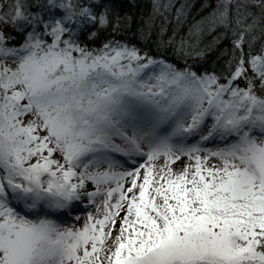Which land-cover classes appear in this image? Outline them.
I'll use <instances>...</instances> for the list:
<instances>
[{"label":"snow or ice","instance_id":"obj_1","mask_svg":"<svg viewBox=\"0 0 264 264\" xmlns=\"http://www.w3.org/2000/svg\"><path fill=\"white\" fill-rule=\"evenodd\" d=\"M193 7L0 0V264H264V0Z\"/></svg>","mask_w":264,"mask_h":264},{"label":"trees","instance_id":"obj_2","mask_svg":"<svg viewBox=\"0 0 264 264\" xmlns=\"http://www.w3.org/2000/svg\"><path fill=\"white\" fill-rule=\"evenodd\" d=\"M190 2L194 5L191 10L192 14L196 15L199 6L202 3V0H190ZM116 3L118 5L120 15L124 16L125 14H127L132 19L131 27L123 31L121 34H117L115 37L116 39L120 40L121 42L126 41L129 44L136 45L141 50L142 54L144 52H147L150 56H153L155 58H163L167 62L175 64L177 67H183V61L172 54L171 48L167 49V51L157 50L155 44L153 43V41H155L156 39L155 34H153L150 40L146 41L143 40L139 35H137V27L141 21V18L146 16L150 11V0H116ZM157 23H159V21H157ZM110 31L111 30L109 29L108 32H102L97 42L93 44L92 47H99L106 39L110 38ZM185 32L186 29L181 31L180 35H184ZM171 34L172 29L171 26H169L165 39L167 38V36H171ZM205 39H211V37H206ZM177 40H179V36H177ZM221 47H223V45H221ZM214 59V54H210L206 62H197V67L204 66L211 68Z\"/></svg>","mask_w":264,"mask_h":264},{"label":"rangeland","instance_id":"obj_3","mask_svg":"<svg viewBox=\"0 0 264 264\" xmlns=\"http://www.w3.org/2000/svg\"><path fill=\"white\" fill-rule=\"evenodd\" d=\"M93 212L95 211V209H91ZM80 215H81V221L79 222V225H77V226H80V225H82L83 224V218H84V216L86 215V213H79ZM71 221V220H70ZM69 221V222H70ZM71 223H75V221H72ZM70 223V224H71Z\"/></svg>","mask_w":264,"mask_h":264}]
</instances>
